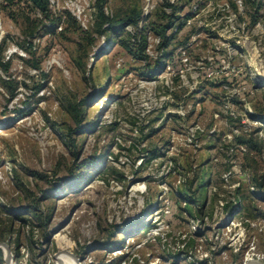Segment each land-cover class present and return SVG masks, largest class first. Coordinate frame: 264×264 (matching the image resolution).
Returning <instances> with one entry per match:
<instances>
[{
	"label": "rangeland",
	"instance_id": "rangeland-1",
	"mask_svg": "<svg viewBox=\"0 0 264 264\" xmlns=\"http://www.w3.org/2000/svg\"><path fill=\"white\" fill-rule=\"evenodd\" d=\"M147 3L107 0L102 33L96 0H49V17L0 0L9 264H264V0ZM144 28L146 60L126 49Z\"/></svg>",
	"mask_w": 264,
	"mask_h": 264
},
{
	"label": "trees",
	"instance_id": "trees-1",
	"mask_svg": "<svg viewBox=\"0 0 264 264\" xmlns=\"http://www.w3.org/2000/svg\"><path fill=\"white\" fill-rule=\"evenodd\" d=\"M35 7L39 8V10L42 12V14L45 17H49L50 10H49V0H32ZM107 0H96V7H97V21L99 22V29L102 33H104L109 27L113 24L112 20L105 14L104 11V5L106 4ZM169 7L172 10V13L169 14L168 22L166 25L159 26V28H154L153 31L157 33V35L161 39V45L162 47H167L168 44L170 46L171 42L174 40L175 34L172 36L167 35V31L171 30L176 21L179 19L177 16V9L178 7L174 4H169ZM142 18L141 12L133 11L129 15H127L123 20V25H138L140 20ZM105 27V28H104ZM148 28V27H147ZM147 28L141 29L138 34H135L133 39V42H131L130 45L126 47V49L129 51V53L136 58L139 59H148L149 55L147 54V47H148V35H147ZM164 45V46H163ZM171 53L169 55L164 54L162 59H157L154 62V66L149 71V77H155L157 76L163 69L166 59L171 58ZM5 64H1L2 67L7 71V68L4 66ZM150 65V64H149ZM13 94V93H12ZM14 96V94H13ZM243 144H246L250 148L257 149V143L253 139L244 140ZM3 258L2 251L0 250V262Z\"/></svg>",
	"mask_w": 264,
	"mask_h": 264
},
{
	"label": "built area",
	"instance_id": "built-area-1",
	"mask_svg": "<svg viewBox=\"0 0 264 264\" xmlns=\"http://www.w3.org/2000/svg\"><path fill=\"white\" fill-rule=\"evenodd\" d=\"M237 1H238L239 3H241L242 0H237ZM171 2H174V0H171ZM146 8H147V10H146L147 12H148V10H149L150 8H153L152 0H148V3H147V5H146ZM199 129L202 130V128L198 125L197 128H196V130L193 131V133L195 134V132H196L197 130H199ZM239 147H240V149H241L242 151H247V148H246L245 145H240ZM230 175H231V173L225 174L226 180H227V178L230 177ZM221 206L224 207V203H223V202H221ZM167 213H169V211H168ZM245 264H247V259H246V263H245Z\"/></svg>",
	"mask_w": 264,
	"mask_h": 264
},
{
	"label": "bare ground",
	"instance_id": "bare-ground-1",
	"mask_svg": "<svg viewBox=\"0 0 264 264\" xmlns=\"http://www.w3.org/2000/svg\"><path fill=\"white\" fill-rule=\"evenodd\" d=\"M66 263L76 264L75 260H73L70 256L61 255L58 264H66ZM248 264H261V263H259L257 260H254L253 258H249Z\"/></svg>",
	"mask_w": 264,
	"mask_h": 264
},
{
	"label": "water",
	"instance_id": "water-1",
	"mask_svg": "<svg viewBox=\"0 0 264 264\" xmlns=\"http://www.w3.org/2000/svg\"><path fill=\"white\" fill-rule=\"evenodd\" d=\"M0 247H4L6 249V264H9V251H8V245L5 244V243H0ZM78 262H79V259L76 258V256L72 253H70Z\"/></svg>",
	"mask_w": 264,
	"mask_h": 264
}]
</instances>
